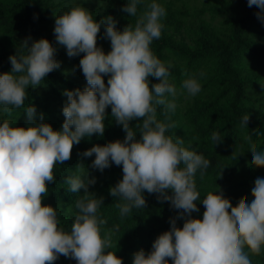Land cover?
Instances as JSON below:
<instances>
[{
	"label": "clouds",
	"instance_id": "1",
	"mask_svg": "<svg viewBox=\"0 0 264 264\" xmlns=\"http://www.w3.org/2000/svg\"><path fill=\"white\" fill-rule=\"evenodd\" d=\"M142 3L145 9L137 15ZM248 3L258 18L257 26L264 30V0ZM123 9L137 16L135 25L128 24L123 31L117 29L111 15L98 21L79 4L56 16L55 39L70 57L85 53L79 66L87 81L83 90L63 91L66 119L60 130L43 122L42 113L40 122H35V105L24 108L33 122L28 127L0 120V264H46L60 254L75 258L77 264H122L114 251H106L111 249V233L119 226L102 234L106 221L99 207L103 197L89 192L96 178L88 171L66 177L69 192L84 189V195L75 200L78 211L70 230L59 226L56 208L42 204L48 182L55 180V165L69 159L73 145L82 138L103 135L109 105L125 138L94 144L82 155L95 154L91 164L100 171L111 163L122 165L123 178L109 189L110 195L120 198L116 203L119 214L145 207L143 192L147 190L160 193L158 199L183 209L180 215L187 217L182 227L171 219L170 230L156 237L147 254L143 249L135 252L132 264H169L168 257L172 264H252L249 252L260 253L264 246V177L256 178L253 199L242 202L235 212H230L217 192H208L200 200L195 174L199 170L203 176L210 161L184 146L179 137L167 135L171 124L156 116L157 105L170 112L176 109L177 88L169 82V68L150 47L161 36L166 9L158 0H127ZM101 25L103 36L111 41L107 53L97 46ZM24 45L27 53L10 55L12 70L0 73V110L5 112L23 106L28 86L42 84L60 66L57 49L47 38L35 40L30 47ZM105 74H110L107 84ZM149 77L159 78V82L152 83ZM201 87L196 77L181 84L190 96ZM136 118H142L139 139L130 125ZM239 129L241 133L249 130L247 119L240 122ZM211 139L221 141L220 134L213 131ZM249 155L253 166L264 167V149H252ZM198 200L205 205L202 219L191 217L193 211H199Z\"/></svg>",
	"mask_w": 264,
	"mask_h": 264
},
{
	"label": "trees",
	"instance_id": "2",
	"mask_svg": "<svg viewBox=\"0 0 264 264\" xmlns=\"http://www.w3.org/2000/svg\"><path fill=\"white\" fill-rule=\"evenodd\" d=\"M166 15L161 18V36L151 42L153 53L169 68V82L177 88L174 97L175 111H167L157 105L158 120L171 124L166 134L173 139L179 137L184 146L202 153L210 161L201 176L195 174V183L202 200L208 192H217L230 212L245 201L253 199L251 189L257 177H264V167L252 165L250 151L264 149V30L257 26V17L252 13L248 0H158ZM127 0H97L89 11L93 18L100 20L111 15L117 29L123 31L128 25H135L137 16L123 9ZM79 4L78 0H0V73L10 72V55L27 53V47L35 40L47 38L57 49L55 58L60 66L46 75L42 84L27 88L24 105L12 111L0 110V120L8 119L10 124L28 127L29 121L24 108L35 105L40 122L60 130L66 117L63 106L67 99L65 89L74 90L87 85L79 61L85 53L68 56L66 48L55 39V19ZM138 5V14L145 9ZM84 7V6H83ZM101 25L97 34V46L104 52L111 51V41L103 36ZM108 75H104L107 84ZM196 77L201 91L195 96L181 88L182 81ZM152 83L159 78L149 77ZM169 99H173L169 96ZM248 122L249 130L241 133L239 124ZM130 121L140 138L139 122ZM220 134L221 141L211 139V133ZM126 136L122 125L112 117L111 106L106 108L105 131L103 135L93 134L74 144L69 159L57 163L53 169L55 180L48 182V193L43 195L42 204L57 209L59 226L70 230L74 214L78 211L75 200L84 195L69 192L65 183L70 175L89 173L96 182L89 186V192L103 197L99 214L106 223L102 234L115 225L117 231L110 235L111 249L122 264H132L133 254L141 249L151 251L156 237L170 230L171 219L182 227L187 217L181 216L183 209L171 206L168 200L158 199L160 193L144 190L146 206L133 208L121 216L116 203L119 197L110 195L109 189L123 178L122 165H111L100 171L91 164L95 154L82 155L94 144L123 140ZM251 138V142H249ZM80 165V166H78ZM171 195V190L167 192ZM199 211L191 213L192 218H203L205 205L197 201ZM230 219V217H229ZM247 250V249H246ZM252 264H264V246L260 253H251ZM172 264V258H166ZM46 264H77L75 258L60 254L55 261Z\"/></svg>",
	"mask_w": 264,
	"mask_h": 264
},
{
	"label": "rangeland",
	"instance_id": "3",
	"mask_svg": "<svg viewBox=\"0 0 264 264\" xmlns=\"http://www.w3.org/2000/svg\"><path fill=\"white\" fill-rule=\"evenodd\" d=\"M97 0H78L79 5L84 6L88 10L95 7V3Z\"/></svg>",
	"mask_w": 264,
	"mask_h": 264
}]
</instances>
